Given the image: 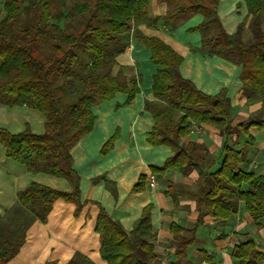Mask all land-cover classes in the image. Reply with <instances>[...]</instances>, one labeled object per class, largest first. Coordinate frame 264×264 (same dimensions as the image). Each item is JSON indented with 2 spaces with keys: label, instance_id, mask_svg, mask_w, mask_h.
Wrapping results in <instances>:
<instances>
[{
  "label": "trees",
  "instance_id": "16d2710c",
  "mask_svg": "<svg viewBox=\"0 0 264 264\" xmlns=\"http://www.w3.org/2000/svg\"><path fill=\"white\" fill-rule=\"evenodd\" d=\"M151 0H5L0 7V103L37 109L45 118V131L35 134L27 125L24 133L13 134L0 128V143L6 156L23 164L28 171L46 173L66 179L70 191L52 189L33 183L18 193V206L0 216V264H8L20 252L27 230L35 222L45 224L57 200L76 206L78 217L87 202H81V178L74 169L73 147L92 132L97 116L93 108L113 100L119 93L128 95L127 104L141 92V75L117 74V57L132 40L149 49L152 62L161 67L153 78V100H146L145 109L154 118L148 136L152 147H168L172 155L162 169L152 167L157 179H165L164 194L178 204L183 195L167 177L176 170L185 179L198 175L189 198L199 213L193 227L172 222L169 231L174 242L176 260H188L196 233L210 217L218 225L227 226L244 206L254 224L264 230V175L242 169L254 138L253 128L264 131V120L250 118L232 123V105L227 90L208 95L182 76L183 57L156 37H148L136 28L155 27L160 22L173 32L193 14L203 16L201 24L190 31L199 32L202 45L195 49L209 57H220L242 67V96L260 101L264 112V0H246L247 20L235 34L223 28L218 15L220 0H158L167 5L164 16L151 18ZM208 126L226 143L221 161L208 165L202 146L189 140L194 125ZM117 130L101 149L107 155L120 133ZM247 136L249 143L241 150L228 145L234 136ZM149 177L141 175L133 193L147 190ZM98 180V179H97ZM117 199L114 183L105 182ZM100 211L95 232L100 235V255L107 264H156L152 225V205L143 209L141 217L127 233L98 203ZM203 254V253H202ZM232 264H264V251L253 238L236 243L230 253ZM209 260L210 257L206 256ZM212 260H210L211 264ZM66 264H96L76 252Z\"/></svg>",
  "mask_w": 264,
  "mask_h": 264
},
{
  "label": "crops",
  "instance_id": "0c3cea01",
  "mask_svg": "<svg viewBox=\"0 0 264 264\" xmlns=\"http://www.w3.org/2000/svg\"><path fill=\"white\" fill-rule=\"evenodd\" d=\"M167 10L165 3L151 0L148 15L151 18L164 16ZM218 15L225 31L235 34L248 17L246 0H220ZM202 20V15L193 14L173 32L162 22L155 27L141 24L136 29L148 37L161 39L180 54L183 57L181 74L191 80L197 89L208 95H217L223 89L227 90L232 105L233 125L253 117L264 120L261 102L249 101L241 94L242 67L220 57H209L195 51L201 47L202 38L199 32L190 30L200 25ZM250 24L251 20H247L245 39L251 36ZM160 68L152 62L151 51L135 40L117 57L114 73L122 70L129 78L141 75V92L136 95L131 105L127 104L128 95L119 93L113 100L95 106L93 112L97 120L92 132L84 136L71 151L74 169L81 178V202L87 204L76 217V206L73 203L64 200L54 202L48 221L45 224L35 222L30 226L20 252L8 264H66L76 252L84 254L96 264H107L100 255V235L95 232L100 208L90 201L101 205L127 233L132 231L143 209L152 205L150 213L153 230L157 235L155 252L158 258L155 263L171 264L176 260L177 243L172 238L169 226L175 222L185 228L193 227L199 215L195 201L181 196L178 204H174L173 198L164 194L167 187L166 178H156L154 189H151L148 183L146 191L132 192L141 175H152V167L164 168L166 160L172 155L168 147H152L147 141L155 121L144 104L146 100L154 99L153 78ZM45 124L46 118L37 109L26 106L11 107L0 103V128L19 134L24 133L28 125L33 133L43 134ZM197 127L199 130L192 131L189 140L200 143L208 165L216 164L217 168L226 140L211 127ZM117 130L120 136L113 149L106 156L102 155V147ZM251 134L254 142L250 145L247 161L242 169L264 175V131L253 128ZM248 141L247 136L236 135L228 139L227 143L241 150ZM167 177L185 194L183 190L192 188L198 175L192 173L187 180L171 169ZM106 181L116 185L117 199L107 189ZM33 183L62 191L72 189L64 178L28 171L25 165L8 158L4 146L0 143L1 217H5L18 206V193ZM240 209L227 226L218 225L215 220L206 217L204 224L197 230L196 242L191 247L188 260L183 264H209L210 260L211 264H232L231 250L227 242L229 236L234 233L243 235L242 240L253 238L264 251V230L254 224L243 205H240ZM206 256L210 259L207 260Z\"/></svg>",
  "mask_w": 264,
  "mask_h": 264
},
{
  "label": "rangeland",
  "instance_id": "374dc122",
  "mask_svg": "<svg viewBox=\"0 0 264 264\" xmlns=\"http://www.w3.org/2000/svg\"><path fill=\"white\" fill-rule=\"evenodd\" d=\"M4 2H5V0H0V7L2 8L3 7V4H4ZM196 130H198V129H196ZM195 130V131H196ZM193 187H194V185H193ZM190 188V187H189ZM177 191L179 192V193H181V190L180 189H177ZM182 196H184V197H189L190 195H188V194H183ZM241 237H244L243 235H239L238 233H234L233 235H230L229 236V240H228V242L227 243H229V250H232V246L233 245H235L237 242H239V241H241L242 239H241ZM198 264V263H197ZM207 264V263H206Z\"/></svg>",
  "mask_w": 264,
  "mask_h": 264
},
{
  "label": "built area",
  "instance_id": "2783aa9c",
  "mask_svg": "<svg viewBox=\"0 0 264 264\" xmlns=\"http://www.w3.org/2000/svg\"><path fill=\"white\" fill-rule=\"evenodd\" d=\"M196 129L199 130V128L195 124L194 127H193V131L196 130ZM156 182H157L156 177L154 175H150L149 179H148V183H149L148 186H150L151 189H154L156 187Z\"/></svg>",
  "mask_w": 264,
  "mask_h": 264
}]
</instances>
